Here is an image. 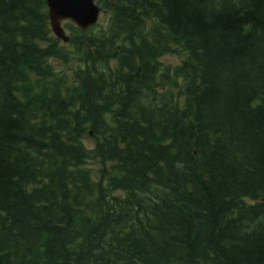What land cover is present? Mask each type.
<instances>
[{"label": "trees", "instance_id": "trees-1", "mask_svg": "<svg viewBox=\"0 0 264 264\" xmlns=\"http://www.w3.org/2000/svg\"><path fill=\"white\" fill-rule=\"evenodd\" d=\"M97 3L0 0V264H264V0Z\"/></svg>", "mask_w": 264, "mask_h": 264}, {"label": "water", "instance_id": "water-1", "mask_svg": "<svg viewBox=\"0 0 264 264\" xmlns=\"http://www.w3.org/2000/svg\"><path fill=\"white\" fill-rule=\"evenodd\" d=\"M51 25L55 33L68 40L62 20L69 18L86 28L98 21L102 7L96 0H47Z\"/></svg>", "mask_w": 264, "mask_h": 264}, {"label": "rangeland", "instance_id": "rangeland-1", "mask_svg": "<svg viewBox=\"0 0 264 264\" xmlns=\"http://www.w3.org/2000/svg\"><path fill=\"white\" fill-rule=\"evenodd\" d=\"M108 15V13L107 12H105V11H101V13H100V15H99V17H100V21L99 22H103V18L105 17V16H107ZM70 21H72L71 19H68V18H66V19H63L62 20V24L64 25V27L66 28L65 30H66V34L68 33L69 35H70V37H71V39H69L68 41L67 40H64V39H62V38H60V37H58L56 34H54V35H56L55 37L52 35V38H55L54 39V44H57L59 41H61V42H63L64 44L65 43H73V37H72V35H71V33H73L75 36H81L82 35V33H81V31L80 30H78V29H76V30H73L71 27H68L66 24L67 23H69ZM51 24V23H50ZM80 27V26H79ZM53 31V30H52ZM50 34H53L52 32L50 33ZM60 38V39H59ZM53 41V40H52ZM50 43H48V45H49ZM70 46V45H69ZM73 46V45H72ZM166 58H167V55H166ZM168 59H169V57H168ZM60 66H61V63H58ZM56 67V68H62V67ZM66 69V68H65Z\"/></svg>", "mask_w": 264, "mask_h": 264}]
</instances>
